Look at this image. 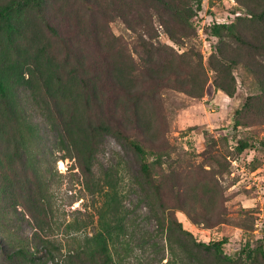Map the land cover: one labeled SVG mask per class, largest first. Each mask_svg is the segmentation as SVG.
I'll return each instance as SVG.
<instances>
[{"label":"rangeland","instance_id":"obj_1","mask_svg":"<svg viewBox=\"0 0 264 264\" xmlns=\"http://www.w3.org/2000/svg\"><path fill=\"white\" fill-rule=\"evenodd\" d=\"M217 24L264 43V0H0V264H88L108 196L121 264H264V54Z\"/></svg>","mask_w":264,"mask_h":264},{"label":"trees","instance_id":"obj_2","mask_svg":"<svg viewBox=\"0 0 264 264\" xmlns=\"http://www.w3.org/2000/svg\"><path fill=\"white\" fill-rule=\"evenodd\" d=\"M31 4L40 7V3H43L44 0H28ZM203 0H195L198 10L201 8ZM263 20V17L260 16ZM225 28L234 38L236 43L245 49L254 50L260 54H264V43L254 42L249 40L244 35L239 32L231 30L230 27L224 25H213L211 27V34L216 38L220 37L221 30ZM247 71L255 77L259 87L260 93L258 95L249 96L245 101L234 110V114L231 119V126L236 128L239 126L241 118L248 115H254L256 117L262 118L264 121V68L258 66H249L245 65ZM100 130H109L110 126L99 125ZM133 150L140 155L143 163L141 164V172L144 175L147 182L152 183V176L148 164L145 162V152L143 148L133 140L129 141ZM235 148L238 152L245 150L256 149V145L252 143H247L240 138H234ZM262 148H264V140L260 142ZM112 196H108L105 207L100 214V221L98 224L97 231L92 234L90 237L85 239L84 245L80 248H77L76 257L80 258L85 256L88 261V264H121L122 258L118 254V246L121 244V239L125 236V226L121 222L116 221L115 224H112L108 220L107 215L111 210L112 205ZM215 252L219 257H221L222 251L219 244L214 245ZM21 253V252H19ZM241 253L245 254L246 259H251L252 250L249 245L246 244L242 249ZM223 259L227 260L226 257Z\"/></svg>","mask_w":264,"mask_h":264}]
</instances>
